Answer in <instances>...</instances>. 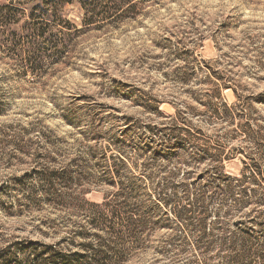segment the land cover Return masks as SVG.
Listing matches in <instances>:
<instances>
[{
    "label": "rangeland",
    "instance_id": "rangeland-1",
    "mask_svg": "<svg viewBox=\"0 0 264 264\" xmlns=\"http://www.w3.org/2000/svg\"><path fill=\"white\" fill-rule=\"evenodd\" d=\"M128 1L0 0V264H264V0Z\"/></svg>",
    "mask_w": 264,
    "mask_h": 264
},
{
    "label": "trees",
    "instance_id": "trees-1",
    "mask_svg": "<svg viewBox=\"0 0 264 264\" xmlns=\"http://www.w3.org/2000/svg\"><path fill=\"white\" fill-rule=\"evenodd\" d=\"M49 1L51 2V5H52L53 10H54V15H52L50 17H55V19L57 18V19H59V21H62V18L60 16V13H61L60 9L63 6L72 4L75 1L80 4L82 9H85L87 11V13H86L87 14V17H86L87 21L92 22V20L95 19L94 15H91V17L89 18L88 13L92 12L90 7H92L93 9L96 7L95 6L96 0H49ZM116 1L120 6H125L126 3H129V1L127 2V0H116ZM124 257H126V254H124V253H122V256H120L118 254H110V255L100 256L99 253L97 252L94 255V259H92V262L94 264H122V263H124Z\"/></svg>",
    "mask_w": 264,
    "mask_h": 264
}]
</instances>
